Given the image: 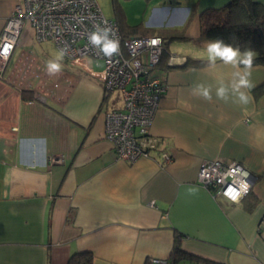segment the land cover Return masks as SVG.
<instances>
[{"label":"crops","instance_id":"0c3cea01","mask_svg":"<svg viewBox=\"0 0 264 264\" xmlns=\"http://www.w3.org/2000/svg\"><path fill=\"white\" fill-rule=\"evenodd\" d=\"M18 1L0 0V32ZM227 1L146 0L144 11L157 16L146 24L120 7L106 15L124 32L142 23L130 35L164 37L153 75L166 88L149 126L159 146L133 162L118 159L104 138V114L121 107L119 94L103 95L98 77L65 59L49 76L45 64L58 48L23 26L0 73V264H68L80 252L91 253L90 264L152 256L173 264L177 234L181 249L202 259L174 264H264V64L253 65L247 106L191 92L212 79L205 40L197 41L200 12ZM213 158L248 169L251 195L235 202L200 185L199 163Z\"/></svg>","mask_w":264,"mask_h":264},{"label":"built area","instance_id":"2783aa9c","mask_svg":"<svg viewBox=\"0 0 264 264\" xmlns=\"http://www.w3.org/2000/svg\"><path fill=\"white\" fill-rule=\"evenodd\" d=\"M25 24L31 26L36 41L52 40L66 51L64 59L69 64L98 77L103 95L119 94L121 107L104 114V138L118 159L133 162L158 148V138L150 134L149 126L166 88L163 79L153 75L164 50L160 35L122 37L117 22L104 15L96 0H22L14 5L0 32V73ZM96 26L107 28L119 42L117 54L107 57L90 44ZM100 60L103 66L97 69ZM161 159L167 162L170 156L161 152ZM253 177L239 161L213 158L200 161L196 181L213 195L236 202L250 191ZM146 264L170 261L152 256Z\"/></svg>","mask_w":264,"mask_h":264},{"label":"clouds","instance_id":"9594fccd","mask_svg":"<svg viewBox=\"0 0 264 264\" xmlns=\"http://www.w3.org/2000/svg\"><path fill=\"white\" fill-rule=\"evenodd\" d=\"M89 42L107 57L119 52V42L111 38L107 28L96 26L89 36ZM203 51L212 79L211 82L196 83L191 89L192 95L206 102L215 99L226 104L247 106L253 99L251 89L254 87L252 69L255 51L251 48L242 50L240 46L226 43L222 38L205 40ZM65 55L64 49H58L56 56L46 62L45 70L49 76L62 72ZM221 69L228 71L223 72ZM197 191L196 188H190L188 193L192 195Z\"/></svg>","mask_w":264,"mask_h":264},{"label":"trees","instance_id":"16d2710c","mask_svg":"<svg viewBox=\"0 0 264 264\" xmlns=\"http://www.w3.org/2000/svg\"><path fill=\"white\" fill-rule=\"evenodd\" d=\"M199 20L200 37L197 41L222 38L226 43L240 46L242 50L251 48L256 53L254 64H264V4L255 0H229L221 6L203 9L200 12ZM141 25L142 23L133 25L132 30L128 32H124L119 25L118 27L122 37H126L130 33H138ZM152 34L156 33L143 32L140 35ZM164 51L165 49L160 60ZM196 62L203 63L205 61ZM249 195H251L250 191L243 198ZM180 236L177 234L174 240L171 254L172 263L182 259H202L181 249ZM91 259L92 255L89 252L74 253L70 256L68 264H90ZM206 262L208 264H224L209 260Z\"/></svg>","mask_w":264,"mask_h":264},{"label":"rangeland","instance_id":"374dc122","mask_svg":"<svg viewBox=\"0 0 264 264\" xmlns=\"http://www.w3.org/2000/svg\"><path fill=\"white\" fill-rule=\"evenodd\" d=\"M97 1L104 15H108V12L113 11L115 9L117 10L120 7L122 8V10L126 11L129 21H134V22L144 21V24H146L147 22H151L153 19L157 18V16H152L153 15L152 12L150 14L148 13L150 11L149 8L146 10V12L144 11L145 10L144 5L146 4L145 2L146 0H97Z\"/></svg>","mask_w":264,"mask_h":264},{"label":"water","instance_id":"95a60500","mask_svg":"<svg viewBox=\"0 0 264 264\" xmlns=\"http://www.w3.org/2000/svg\"><path fill=\"white\" fill-rule=\"evenodd\" d=\"M255 178L253 177V180H254Z\"/></svg>","mask_w":264,"mask_h":264}]
</instances>
